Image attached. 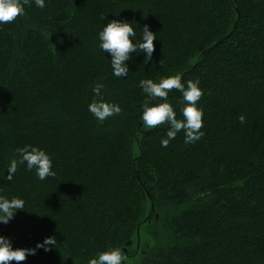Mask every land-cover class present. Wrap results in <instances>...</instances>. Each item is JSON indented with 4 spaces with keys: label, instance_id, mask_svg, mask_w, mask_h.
Wrapping results in <instances>:
<instances>
[{
    "label": "trees",
    "instance_id": "obj_1",
    "mask_svg": "<svg viewBox=\"0 0 264 264\" xmlns=\"http://www.w3.org/2000/svg\"><path fill=\"white\" fill-rule=\"evenodd\" d=\"M113 19L157 34L152 62L138 49L126 79L98 47ZM177 73L200 81L205 135L163 148L166 126L137 127L138 85ZM97 83L122 108L103 123L88 111ZM169 99L182 118L181 94ZM26 144L55 177L21 166L2 179ZM0 195L26 201L0 224L14 248L57 238L19 264H87L109 247L134 261L143 230L153 245L134 264H264V0H46L0 25Z\"/></svg>",
    "mask_w": 264,
    "mask_h": 264
},
{
    "label": "clouds",
    "instance_id": "obj_2",
    "mask_svg": "<svg viewBox=\"0 0 264 264\" xmlns=\"http://www.w3.org/2000/svg\"><path fill=\"white\" fill-rule=\"evenodd\" d=\"M35 5L38 9L46 7V0H0V25L13 23L18 17L26 14V6ZM102 20L106 16L101 17ZM133 22L120 19H113L107 22L98 32L99 49L108 54L112 75L117 79H126L129 63L132 61V54H137V50L144 56V64L152 62L155 51L154 40L157 34L150 31L149 26L144 25L142 34L137 38V33L133 28ZM139 88L145 94V99L141 105V124L137 127L141 129L167 128L164 138L160 140L161 147L166 148L170 142L176 139L179 133H183V142L195 144L200 141L205 133L204 110L199 106V102L204 95V90L200 87V81L184 80L182 74L161 76L157 80L141 79ZM103 83H97L92 87L93 99L88 104V111L95 119L103 123L109 117L118 116L122 108L118 103H109L105 100L102 90ZM175 90L181 94L179 103L180 116L177 118V109L169 97ZM153 101H156L153 103ZM239 122L245 123V116H239ZM16 156L11 159L7 167V175L2 179L12 182L19 167L23 166L26 171H35L38 180L45 181L49 177H55L56 171L53 167V157L39 146L26 144L17 147ZM26 201L21 197H7L0 195V224L7 225L15 216L18 210L25 208ZM57 238L46 237L42 242H38L34 248H14L11 241L0 235V264H10L15 261H26L30 255H35L38 250L50 251L56 248ZM128 257L120 247H109L107 250L98 252L88 259L87 264H126Z\"/></svg>",
    "mask_w": 264,
    "mask_h": 264
},
{
    "label": "rangeland",
    "instance_id": "obj_3",
    "mask_svg": "<svg viewBox=\"0 0 264 264\" xmlns=\"http://www.w3.org/2000/svg\"><path fill=\"white\" fill-rule=\"evenodd\" d=\"M153 242L151 238L144 233V230L141 232V235L139 238H137V243L133 244V248H137L139 255L136 257V259L132 260H127L126 264H134L139 262V256L141 255L142 252L147 251L150 247H152Z\"/></svg>",
    "mask_w": 264,
    "mask_h": 264
}]
</instances>
